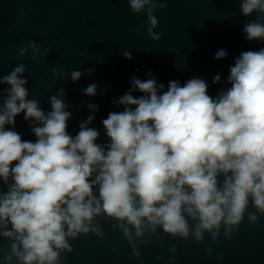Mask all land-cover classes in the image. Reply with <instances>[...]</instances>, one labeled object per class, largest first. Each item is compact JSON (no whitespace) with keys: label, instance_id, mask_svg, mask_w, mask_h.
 <instances>
[{"label":"clouds","instance_id":"obj_1","mask_svg":"<svg viewBox=\"0 0 264 264\" xmlns=\"http://www.w3.org/2000/svg\"><path fill=\"white\" fill-rule=\"evenodd\" d=\"M135 14L146 13L153 41L155 13L169 0H128ZM246 41L264 45V0H239ZM20 15L26 16L22 11ZM53 51L35 40L18 49L21 57L44 60ZM132 59L130 51L123 52ZM220 49L215 59H226ZM84 71L53 68L56 80L76 83ZM26 64L0 76V264H63L74 252L70 241L94 234L104 239L102 220L112 221L127 240L131 255L141 260V246L153 238L204 245L206 235L219 244L232 240L247 218L252 227L264 217V47L242 51L229 66L227 84L215 97L207 81L192 77L181 84L131 78V88L114 98L122 111L102 119L103 135L91 125L99 106L88 102L90 114L77 134L68 131L73 112L62 86L48 99L49 109L30 99ZM214 84L224 81L217 74ZM99 85L82 89L100 95ZM142 93L134 96L133 93ZM24 114L35 141L15 130ZM11 126V130L6 127ZM252 209V210H250ZM118 253L117 248H113ZM167 251L174 260L175 245ZM206 254H213L212 247ZM220 259L223 255L219 254ZM157 260L163 259L161 256Z\"/></svg>","mask_w":264,"mask_h":264},{"label":"water","instance_id":"obj_2","mask_svg":"<svg viewBox=\"0 0 264 264\" xmlns=\"http://www.w3.org/2000/svg\"><path fill=\"white\" fill-rule=\"evenodd\" d=\"M22 11L27 15L22 17ZM155 15L160 25L156 31L164 33L158 42L147 34L146 13L135 14L128 0H0V76L26 64L29 98L39 100L45 110L50 107L49 97L63 86L67 92L65 100L73 112L68 121L72 135L78 133L79 123L90 114L88 102L97 104L99 111L94 113L91 126L101 132L97 143H103L107 138L101 121L109 112L123 110L112 101L131 88L133 76L148 79L146 73L151 70L165 89L169 81L183 84L199 77L207 81L208 94L215 97L220 89L230 87L227 77L235 57L242 51L264 47L244 39L243 24L256 19V15L242 16L239 0H169L168 7ZM31 40L53 51L41 61L19 56L18 49ZM220 49L227 50L226 59H215ZM125 51H130L133 58H125ZM54 67H66L69 72L94 67L96 71L74 83L70 77L56 80ZM217 74L224 83H213ZM91 83L99 85L100 95L82 94V89ZM6 127L11 130L10 125ZM15 130L24 140L36 139L23 113L16 118ZM101 223L104 239L90 234L70 241L74 252L66 254L63 264H141L131 255L122 233L112 227L113 222L105 218ZM160 236L167 247L161 248L155 238L148 246H141L142 264H173L167 251L173 245L178 249L174 264H264V217L258 227H252L245 218L234 238L226 240L221 235L219 244H213L207 235L204 245L171 236L165 239L162 231ZM0 243L7 241L0 238ZM209 246L213 250L211 256L206 254ZM157 256L163 259L157 260Z\"/></svg>","mask_w":264,"mask_h":264}]
</instances>
